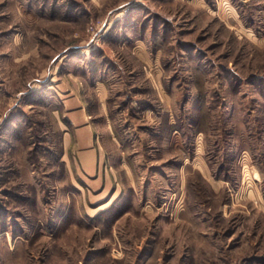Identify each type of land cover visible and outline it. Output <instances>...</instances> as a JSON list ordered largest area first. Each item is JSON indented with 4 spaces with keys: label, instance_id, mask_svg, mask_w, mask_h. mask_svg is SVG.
Returning a JSON list of instances; mask_svg holds the SVG:
<instances>
[{
    "label": "rangeland",
    "instance_id": "obj_1",
    "mask_svg": "<svg viewBox=\"0 0 264 264\" xmlns=\"http://www.w3.org/2000/svg\"><path fill=\"white\" fill-rule=\"evenodd\" d=\"M0 264H264V0H0Z\"/></svg>",
    "mask_w": 264,
    "mask_h": 264
}]
</instances>
